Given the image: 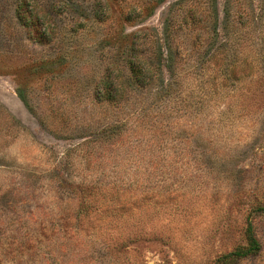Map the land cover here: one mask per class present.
Segmentation results:
<instances>
[{"label": "rangeland", "instance_id": "1", "mask_svg": "<svg viewBox=\"0 0 264 264\" xmlns=\"http://www.w3.org/2000/svg\"><path fill=\"white\" fill-rule=\"evenodd\" d=\"M262 1L0 0V264H264Z\"/></svg>", "mask_w": 264, "mask_h": 264}, {"label": "trees", "instance_id": "2", "mask_svg": "<svg viewBox=\"0 0 264 264\" xmlns=\"http://www.w3.org/2000/svg\"><path fill=\"white\" fill-rule=\"evenodd\" d=\"M218 0H215V4H217ZM262 10H264V2L262 1ZM20 19L24 26L29 27V35L31 39L46 43L48 39L47 29L44 28V25L39 22L37 16L31 11L29 5L24 4L22 8L19 10ZM199 15V10H195V8L187 9L184 12V21L186 23H194L196 18ZM226 15H230L229 9L226 7ZM130 58L128 62V68L131 73L132 83L135 84L138 88H145L150 79L149 71L146 69L145 62L140 56L134 52L133 47L130 50ZM113 81L108 80L105 84V89L103 92L102 99L105 101H112L116 98V96L121 94L119 89L113 88ZM259 211H264V209L260 208ZM245 240L246 244L244 246L238 247L235 250L231 251L228 254L222 255L217 264H237L241 260L257 256L261 252V242L256 235L255 228L253 222L249 219L247 228L245 231Z\"/></svg>", "mask_w": 264, "mask_h": 264}]
</instances>
